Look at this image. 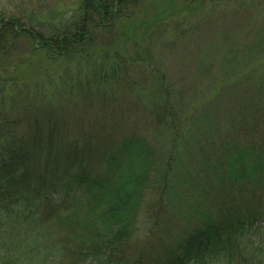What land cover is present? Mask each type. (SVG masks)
Here are the masks:
<instances>
[{
    "label": "trees",
    "instance_id": "16d2710c",
    "mask_svg": "<svg viewBox=\"0 0 264 264\" xmlns=\"http://www.w3.org/2000/svg\"><path fill=\"white\" fill-rule=\"evenodd\" d=\"M145 2L78 0L58 23L0 9V63L19 37L35 61L14 92L0 71V264H264V47L224 50L221 77L178 108L144 51L112 49ZM145 190L148 225L190 211L173 239L132 242Z\"/></svg>",
    "mask_w": 264,
    "mask_h": 264
},
{
    "label": "rangeland",
    "instance_id": "374dc122",
    "mask_svg": "<svg viewBox=\"0 0 264 264\" xmlns=\"http://www.w3.org/2000/svg\"><path fill=\"white\" fill-rule=\"evenodd\" d=\"M77 1L0 0V9L4 8V11L20 17L25 23L29 22L30 18L45 23L50 20L58 23L61 14L71 17L77 7ZM188 2L189 4L186 5ZM165 4L166 0H146L143 6H137L131 21L125 20L115 26L114 37L110 41L113 43L112 49L119 51L127 49L130 55L134 53V47L139 52L144 51V62L150 61L149 66L158 69L166 76L164 83L169 85L170 99L178 108L183 104L178 99L183 94L190 95L196 92V96H200L201 94H197L199 91L208 93L215 79L221 77V72L228 67L223 57L232 58L224 53V50L232 48L236 53L234 55L246 59L249 45L260 44L264 47V0H179L172 7ZM225 38L227 41L221 52L216 44ZM229 42L232 44L228 46ZM29 48V44L19 37L10 52L11 62L0 63V71L6 69L9 75L15 77L12 83L13 92L16 84L21 85L23 79L30 75L29 73H33V71L29 72V69L35 61L30 68L28 65H23V61L30 59L26 57ZM261 56L263 57L264 53ZM59 65L61 62H56L52 69L51 65L47 67V71L50 73L52 70L60 71ZM70 67L74 68L73 64ZM40 70L42 74H46L45 68ZM29 78L32 83L40 77L34 74L32 79ZM112 98L114 96H110L109 99ZM114 102H111V107ZM144 115L140 118L141 125L148 121ZM210 115L209 109L204 111L203 127L214 126ZM133 119L134 116L131 120ZM158 139L155 142L158 151L164 150V138L159 135ZM190 144H195L194 139ZM187 159L188 156L184 151L182 162ZM195 159L198 160L196 155L192 160ZM147 195L149 192L145 190L144 200L137 211L139 225H135L137 230L132 235V242L142 241L146 237L149 238V242L156 238L173 239L187 225L185 217L190 211L187 213L181 205L178 208L175 207L178 205L170 208L163 206L166 209L159 213L156 222L151 223V220L148 225ZM178 203L191 205V202ZM150 226L153 228L152 233L149 231Z\"/></svg>",
    "mask_w": 264,
    "mask_h": 264
}]
</instances>
